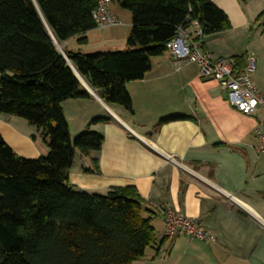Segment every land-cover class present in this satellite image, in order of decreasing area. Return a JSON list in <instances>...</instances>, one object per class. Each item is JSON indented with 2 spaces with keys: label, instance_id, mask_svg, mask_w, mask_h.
<instances>
[{
  "label": "crops",
  "instance_id": "0c3cea01",
  "mask_svg": "<svg viewBox=\"0 0 264 264\" xmlns=\"http://www.w3.org/2000/svg\"><path fill=\"white\" fill-rule=\"evenodd\" d=\"M210 1L226 13L231 27L202 36L201 48L214 57L243 55V63L252 57L255 70H263L253 71L254 82L264 89V63H258L252 46L253 20L264 0ZM113 2L118 23L88 30L85 44L125 47L130 14ZM186 29L196 35V25ZM74 39L59 46L84 51L70 46ZM83 86L88 97L61 104L70 136L93 118L109 120L90 126L103 142L88 155L75 151L68 180L74 189L93 193L113 186L137 189L151 211L155 241L133 264H264V157L255 147L260 108L249 114L234 109L216 80L199 76L194 62L175 70L168 52L151 58L143 78L126 83L132 111L104 102L86 81ZM170 116L182 117L161 121ZM0 134L19 156L48 151L40 130L18 116L0 114ZM165 205L199 219L213 239H189L183 232L166 239Z\"/></svg>",
  "mask_w": 264,
  "mask_h": 264
},
{
  "label": "trees",
  "instance_id": "16d2710c",
  "mask_svg": "<svg viewBox=\"0 0 264 264\" xmlns=\"http://www.w3.org/2000/svg\"><path fill=\"white\" fill-rule=\"evenodd\" d=\"M117 2L130 14L125 48L61 53L68 38L86 43L97 0H0V114L39 129L48 147L25 158L0 134V264H133L155 241L151 211L133 185L93 193L69 183L75 151L88 155L103 142L90 126L109 119L93 118L71 138L61 104L89 96L79 74L104 102L132 111L126 83L144 77L178 26L195 20L197 41L231 23L210 0ZM235 60L244 66L243 55Z\"/></svg>",
  "mask_w": 264,
  "mask_h": 264
},
{
  "label": "built area",
  "instance_id": "2783aa9c",
  "mask_svg": "<svg viewBox=\"0 0 264 264\" xmlns=\"http://www.w3.org/2000/svg\"><path fill=\"white\" fill-rule=\"evenodd\" d=\"M111 0H97L91 12L95 27H104L118 23L110 10ZM196 25L195 34L201 36V29ZM166 52L172 58L175 70L184 62H194L199 76L216 80L226 93V99L234 109L249 114L260 108L263 113L261 122L255 128L256 150L264 157V89H259L253 79L255 60L247 57L243 67H238L235 58L214 57L208 50L201 48L200 41H194L186 28L178 26L173 37L166 42ZM164 220V236L172 240L183 232L189 239L194 237L213 239L201 228L197 218L187 217L168 205L161 209Z\"/></svg>",
  "mask_w": 264,
  "mask_h": 264
},
{
  "label": "rangeland",
  "instance_id": "374dc122",
  "mask_svg": "<svg viewBox=\"0 0 264 264\" xmlns=\"http://www.w3.org/2000/svg\"><path fill=\"white\" fill-rule=\"evenodd\" d=\"M111 5V4H110ZM116 6L117 8H119V4L117 2V0H114V2L112 3V6ZM264 7V6H263ZM260 8L256 15L263 9ZM121 9V8H120ZM124 11V10H123ZM127 13H129L127 10H125ZM112 13H114V10L112 9ZM255 15V16H256ZM255 18V17H254ZM124 16H121L120 17V20L124 21ZM112 27V26H111ZM98 30L101 29V28H97ZM103 29V28H102ZM109 31V30H108ZM252 34L254 35V40H253V43H252V40H251V43H252V46L254 47V52L255 53V56H259L260 60L258 59V63L260 62H263L264 63V26L262 25V20L256 22L254 21V25H253V28H252ZM118 37V36H117ZM109 43H104L103 45L101 44H97V43H88V44H85V43H79L76 39L73 40V42H71V45L70 46H74V47H80L81 49H83L84 53H93V52H97L95 50H99V49H104V50H113V49H110V48H113V47H109ZM125 46V45H124ZM108 48V49H107ZM117 48V47H116ZM121 48H125V47H119V49ZM255 71H263V70H260L258 69V67L256 68ZM84 81V79H83ZM34 127V126H33ZM82 131V130H81ZM80 131V132H81ZM78 132V133H80ZM78 133L74 134L71 136V138H74Z\"/></svg>",
  "mask_w": 264,
  "mask_h": 264
},
{
  "label": "water",
  "instance_id": "95a60500",
  "mask_svg": "<svg viewBox=\"0 0 264 264\" xmlns=\"http://www.w3.org/2000/svg\"><path fill=\"white\" fill-rule=\"evenodd\" d=\"M58 48H59V50L61 51V53H64L63 52V50H62V48L58 45ZM78 76H79V78H80V80H81V76L78 74ZM81 82L83 83V84H85V82H83L82 80H81Z\"/></svg>",
  "mask_w": 264,
  "mask_h": 264
},
{
  "label": "bare ground",
  "instance_id": "6f19581e",
  "mask_svg": "<svg viewBox=\"0 0 264 264\" xmlns=\"http://www.w3.org/2000/svg\"><path fill=\"white\" fill-rule=\"evenodd\" d=\"M81 80L83 81V79L81 78ZM83 82H85V81H83Z\"/></svg>",
  "mask_w": 264,
  "mask_h": 264
}]
</instances>
